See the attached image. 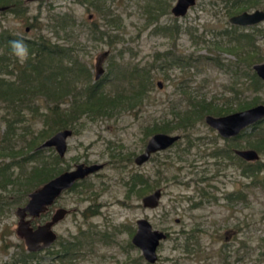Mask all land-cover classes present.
<instances>
[{"label":"rangeland","instance_id":"rangeland-1","mask_svg":"<svg viewBox=\"0 0 264 264\" xmlns=\"http://www.w3.org/2000/svg\"><path fill=\"white\" fill-rule=\"evenodd\" d=\"M163 1L169 8L158 19V27L164 28L158 31L157 24L150 22L142 10H148L147 2L152 0H102L101 6H110L124 24L120 31L122 41L112 45L90 39L88 28L104 21L82 1L81 4L73 0L26 3L27 13L19 18L0 12V31L26 40L41 33L58 43L62 41L56 40L47 25L55 16L69 14L78 26L75 41L85 50L83 53L78 49V58L91 75L90 84L96 83L94 67L101 60L104 72L97 82H101L99 89L105 92L112 91L116 82L112 78L113 66L149 64L156 57L162 62L159 63L162 67L152 73L155 86L149 102L135 115L121 113L94 120L83 117L71 128L73 136L67 141V153L59 163L60 168L68 171L79 164L106 165L59 198L52 210L61 207L70 214L54 227L57 241L27 259L26 264H146L141 252L131 244L139 219L147 220L154 230L167 235L157 249L155 264H264V188L251 187L248 179L239 174L237 162L213 155L214 150L225 147L245 150V135L226 144L205 124L204 118L195 116L198 120L188 136L173 132L171 135L181 136L178 143L154 154L141 167L133 164L151 137L146 131L150 124L171 120L172 108L188 110L190 100H204L220 107L225 99H232L230 89L242 85L244 88L243 77L254 73L238 63L236 50L223 45L227 32L233 31L228 23L232 15L228 16L224 10L225 0H198L180 19L170 12L175 1ZM261 9L264 6L244 12ZM37 16L38 30L30 27ZM236 29L254 36L261 53L255 64L263 63L264 22L255 26V30ZM176 59L184 61L179 65ZM159 82L163 85L161 89L156 85ZM249 88H244L240 100L255 97L264 102V89L258 93L251 85ZM37 105L40 112L45 110L43 100ZM5 106L0 105V167L19 163L9 171L14 183L0 187V264H21L26 248L16 235L15 211L25 205L29 193L24 195L25 188L20 187L22 180L18 177L28 172L34 162L23 165L20 157L6 159L2 155L7 154L3 152L6 146L30 154L29 144L43 125L39 115L35 116L27 107H23V111L27 110L21 114L20 122L5 113ZM259 128L264 132V121ZM246 133L251 134V129ZM7 134L9 139L4 140ZM44 153L52 165L49 158L56 152L49 148ZM258 154V163L264 164V152ZM129 156L132 163L125 161ZM131 174L140 176L142 183L136 181L138 187L128 191L123 183L131 182ZM159 189L162 197L158 207L143 209L141 199ZM229 194L236 197L227 199ZM240 194L245 196H237Z\"/></svg>","mask_w":264,"mask_h":264},{"label":"trees","instance_id":"trees-1","mask_svg":"<svg viewBox=\"0 0 264 264\" xmlns=\"http://www.w3.org/2000/svg\"><path fill=\"white\" fill-rule=\"evenodd\" d=\"M81 4H88L95 9L104 23L94 24L88 28L90 39L96 42L108 41L109 45L120 43L122 41V31L124 24L121 16L115 15L114 10L110 7L101 6L102 0H73ZM105 2V0H103ZM27 2L25 0H0V8H6L3 15L12 14L14 17L25 16L27 13ZM225 9L228 16H235L249 9L264 6L263 0H225ZM147 8H143L144 14L147 15L150 22L157 24L156 30L162 31L164 28L158 27V19L160 15L168 13V4L163 0H152L147 2ZM264 10V9H263ZM231 16V17H232ZM38 16L33 18L31 28H37L36 23ZM47 28L51 30L57 41L62 43L51 42L49 39L39 35L32 40H26L12 33L0 31V105L4 107L5 113H9L11 117H15L21 122V114L28 109L35 116L42 119V129L36 137H33L30 142L29 153H25L21 149H14L6 146L4 154L1 155L6 159H15L20 157L22 164L28 161L34 162L29 171H24V175L19 176L22 183H19L21 188H25L24 195L30 193L50 179L58 176L61 171V159L55 153L50 155L51 163L46 160L45 150H38V147L49 139L56 132L74 128L77 121L83 117L91 120L97 118H112L121 113L136 114L149 102L150 92L153 91L155 77L152 75L154 71L161 68L160 60L157 57L153 63L147 64H126L117 67L113 66L115 72L112 78L116 81L113 85V90L109 92L99 89L101 82L90 84L89 78L91 75L85 66L78 58V49L84 53V48L79 47L75 39L77 23L69 14L57 15L51 19ZM39 28H37L38 30ZM232 32H227V41L224 46L233 48L238 63L244 65L247 70L251 71L252 66L261 56L260 49L255 45V38L248 33L238 32L236 27H232ZM250 29L255 30L254 27ZM41 32V31H40ZM12 41H22L27 46L26 59L21 61V58L13 53L11 46ZM222 42V41H221ZM71 45V46H69ZM220 45V42L215 46ZM222 45V44H221ZM256 55V58H255ZM179 65L184 61L176 59ZM258 64V63H257ZM112 69L110 71H112ZM8 77V78H7ZM242 79V78H241ZM246 90H250L251 85L255 92L260 93L264 89V83L251 72V75L243 77ZM251 79V84L249 81ZM243 85L241 88L233 87L231 98L225 99L220 107H214L212 102H200L190 100L188 102V110L180 111L175 108L171 109V120H163L162 123L150 124L146 129L148 136L163 133L171 135L173 132H181L188 136L191 129L195 125L196 118L203 120L208 115L215 117L226 116L235 112L247 110L260 104L263 101L255 100V97L240 100V96L244 92ZM183 93V92H182ZM187 95L186 92L183 93ZM69 99V101H67ZM43 100L46 103L44 111H39L37 103ZM173 106V105H172ZM23 107H27L23 111ZM32 107V109L30 108ZM38 107V108H37ZM232 107H235L233 109ZM195 116H197L195 118ZM263 122V121H262ZM258 123L252 126L251 134H247L246 130L242 131L239 136L232 140H224L228 142L236 141L244 137L246 140V149L255 150L257 153L264 152V132L259 128ZM258 130L257 138L255 132ZM8 134L4 140H8ZM190 143V139H188ZM25 153V154H24ZM213 155L217 157H226L229 161H235L238 165L240 175L248 179V184L251 187L255 185L264 188V176L259 178V175H264V164L247 163L238 158L229 147L214 150ZM131 161L132 156L127 157ZM19 163V162H17ZM16 163V164H17ZM16 164H3L0 167V187L14 183L9 171ZM140 176H130L129 191L138 187L142 180ZM138 179V180H137ZM149 189V187H148ZM204 192L205 189H200ZM204 196L206 194H203ZM208 196V194H207ZM241 198L244 194L237 195ZM23 197V196H22ZM236 194H229L227 199H234ZM135 248V247H134ZM33 255L21 257L19 263L26 264L27 259ZM143 260V259H142Z\"/></svg>","mask_w":264,"mask_h":264},{"label":"water","instance_id":"water-1","mask_svg":"<svg viewBox=\"0 0 264 264\" xmlns=\"http://www.w3.org/2000/svg\"><path fill=\"white\" fill-rule=\"evenodd\" d=\"M27 3H34L43 0H25ZM175 4L171 9V15L174 18L184 17L188 11L196 5L198 0H174ZM6 8H0V12ZM264 22V11L255 10L252 12H242L229 18L228 23L231 26L248 28L254 27ZM264 53V49H263ZM107 53L103 54L106 57ZM97 64L98 81L104 70ZM252 70L256 76L264 82V62L252 66ZM159 89L162 83L156 84ZM205 124L216 131L223 139L229 140L236 138L244 130L264 121V104L257 105L247 110L235 112L226 116L215 117L208 115L204 118ZM73 136L72 130L65 129L56 132L49 139L44 141L38 150L52 148L59 156L63 158L67 150V140ZM181 139L179 135H168L163 133L154 134L148 140L144 151L134 159V164L138 167L147 163L150 158L157 153L166 151L174 146ZM234 154L247 163H255L259 161V154L252 149L235 150ZM104 166L102 164L76 165L73 170L63 172L46 182L36 190L28 194L27 203L23 207H18L15 216L18 218L17 235L24 241L26 249L29 252L37 253L52 245L57 235L53 231V226L62 221L68 212L64 209H58L51 220L44 225L38 226L36 229L31 228L34 219L40 217L47 212L55 200L62 192L69 190L75 183L87 178L89 175L99 172ZM162 197V191L156 190L145 196L141 200L142 207L153 210L159 205ZM136 232L132 237L131 243L141 252V256L148 264H155L158 260L157 249L160 243L166 240V233L154 230L151 224L145 219H139L136 222Z\"/></svg>","mask_w":264,"mask_h":264},{"label":"flooded vegetation","instance_id":"flooded-vegetation-1","mask_svg":"<svg viewBox=\"0 0 264 264\" xmlns=\"http://www.w3.org/2000/svg\"><path fill=\"white\" fill-rule=\"evenodd\" d=\"M174 6V5H173ZM172 9V8H171ZM262 10V9H261ZM262 11H264V10H262ZM170 12H171V10H170ZM186 16V15H185ZM183 18V17H182ZM178 19H180V18H178ZM238 28H241V27H238ZM249 28V27H248ZM27 31V30H26ZM100 61V68H102L103 69V67L101 66V60H98V62ZM98 62H97V64H98ZM97 64L95 65V67H94V69H95V71H96V75H95V77L97 76ZM95 77H94V80H95ZM96 82V81H95ZM70 130V129H69ZM73 132V131H72ZM229 140H232V139H229ZM68 141V140H67ZM148 142V141H147ZM146 147V146H145ZM67 149H68V145H67ZM236 150V149H235ZM235 150H233V153H234V151ZM66 153H67V150H66ZM66 153H65V155H66ZM65 155H64V157H65ZM138 156V155H137ZM136 156V157H137ZM64 157L63 158H60L61 160L62 159H64ZM135 157V158H136ZM134 158V159H135ZM129 160V158H126V162H128V163H132V160L131 161H128ZM258 162V161H257ZM256 163V162H255ZM133 164H134V160H133ZM85 165H87V164H85ZM104 167L101 169V170H103L104 168H105V165L106 164H102ZM135 165V164H134ZM136 166V165H135ZM136 167H138V166H136ZM141 167V166H140ZM100 170V171H101ZM67 170H64L63 172H66ZM68 171H70V170H68ZM99 171V172H100ZM63 172H61V173H63ZM99 172H97V173H99ZM60 173V174H61ZM97 173H95V174H97ZM95 174H92V175H89L87 178H89L90 176H93V175H95ZM55 178V177H54ZM87 178H85V179H83V180H81V181H79V182H77V183H75L69 190H66V191H64V192H62L61 193V195L58 197V199H56L55 200V202H54V204L51 206V207H49L48 208V210H47V212L46 213H44L43 215H40V217L39 218H37V219H34L33 221H32V223H31V228H33V229H36L38 226H41V225H44L45 223H47V222H49L50 220H51V218H52V216L54 215V213L58 210V209H64V210H66L67 212H68V214L65 216V218L70 214V211L69 210H67V209H65V208H55L54 210H52V208H53V206H55L56 205V203H57V201L59 200V198L60 197H62V195L64 194V193H66V192H68V191H72L73 189H75L76 187H77V185L80 183V182H82V181H84V180H86ZM53 179V178H52ZM51 180V179H50ZM49 180V181H50ZM48 182V181H47ZM125 184H130V183H123V185L127 188V190L129 191V186H126ZM145 197V196H144ZM143 197V198H144ZM27 198H28V195H27ZM142 200V199H141ZM27 203V202H26ZM25 203V204H26ZM142 205V204H141ZM143 208V207H142ZM143 209H145V208H143ZM64 218V219H65ZM63 219V220H64ZM62 220V221H63ZM62 221H60V222H62ZM60 222H58L57 224H59ZM56 224V225H57ZM55 225V226H56ZM55 226H53V231H54V227ZM17 230H18V223H17ZM17 230H16V235H17ZM55 232V231H54ZM56 234V233H55ZM57 235V234H56ZM17 237L19 238V239H21L18 235H17ZM22 240V239H21ZM23 241V240H22ZM56 241H57V239H56ZM55 241V242H56ZM54 242V243H55ZM53 243V244H54ZM23 244L25 245V243H24V241H23ZM52 244V245H53ZM132 244V243H131ZM52 245H50L48 248H50ZM25 248H26V246H25ZM48 248H46V249H48ZM46 249H44V250H42V251H45ZM137 249V248H136ZM42 251H40V252H42ZM37 253H39V252H37ZM37 253H32V252H29L27 249H26V256H28L29 257V255H33V256H31L30 258H32V257H34ZM57 255H59V254H57ZM144 260V259H143ZM146 263V262H145ZM146 264H148V263H146Z\"/></svg>","mask_w":264,"mask_h":264},{"label":"clouds","instance_id":"clouds-1","mask_svg":"<svg viewBox=\"0 0 264 264\" xmlns=\"http://www.w3.org/2000/svg\"><path fill=\"white\" fill-rule=\"evenodd\" d=\"M11 46L14 54L18 55L22 60L26 59L27 46L22 41H12Z\"/></svg>","mask_w":264,"mask_h":264}]
</instances>
